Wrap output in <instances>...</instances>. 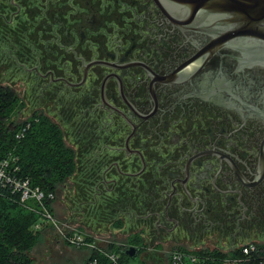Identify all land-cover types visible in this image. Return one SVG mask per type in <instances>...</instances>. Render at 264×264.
Segmentation results:
<instances>
[{"label": "water", "instance_id": "water-1", "mask_svg": "<svg viewBox=\"0 0 264 264\" xmlns=\"http://www.w3.org/2000/svg\"><path fill=\"white\" fill-rule=\"evenodd\" d=\"M118 61L95 56L84 76L67 78L78 109H93L96 141L109 145L106 126L166 140L179 156L153 163L158 232L200 234L224 229L232 242L264 229V0H133L121 4ZM216 206L219 218L206 216ZM130 246L126 254L137 255Z\"/></svg>", "mask_w": 264, "mask_h": 264}, {"label": "flooded vegetation", "instance_id": "flooded-vegetation-1", "mask_svg": "<svg viewBox=\"0 0 264 264\" xmlns=\"http://www.w3.org/2000/svg\"><path fill=\"white\" fill-rule=\"evenodd\" d=\"M11 2L16 7L10 14L11 22L28 19L38 26L31 41L34 64L27 66L21 56L17 61L43 83L34 110L60 117L66 129L80 134L84 149L93 147L94 167L89 170L95 172L97 196L116 197L115 209L127 214L125 220L143 231L147 243H229L224 229L200 234V239L188 230L163 231V240L155 242L150 230L158 232L156 220L150 226L145 216L153 218V204L159 212L164 203L147 195V187L155 190L150 179L155 178L153 163L147 159L167 164V159L180 155L178 143L170 145L166 140L161 154L155 152V137H137L132 150L140 152L128 153L118 147H130V132H115V126H106L108 132H103L109 135V145L96 141L100 126L93 120L90 126L93 109H78L74 99L78 90H87L85 84H67V78L84 76V64L93 63L95 56L118 61L116 46H110V41H118L116 30L126 27L127 12H121V4L133 0H30L31 7L25 6L24 0ZM38 21L46 22L39 26ZM119 197H124L126 204H120ZM206 216L218 220L216 206ZM263 236L264 229H254V234H246V240H238L234 234L231 243L262 241ZM138 254L149 256L142 251Z\"/></svg>", "mask_w": 264, "mask_h": 264}, {"label": "trees", "instance_id": "trees-1", "mask_svg": "<svg viewBox=\"0 0 264 264\" xmlns=\"http://www.w3.org/2000/svg\"><path fill=\"white\" fill-rule=\"evenodd\" d=\"M24 5L31 7L30 0H24ZM15 5L11 0H0V52L4 50L7 54L5 57L11 61L12 65L20 68L17 61H21L27 66H32L35 62V54L31 48L33 34L38 28L37 24L31 20L25 19L18 21L14 19L10 21V14L15 10ZM39 26L46 21H38ZM42 55H46L43 52ZM28 60H32L30 63ZM7 61V60H6ZM29 66V67H30ZM26 70V69H25ZM27 103L12 85V83H0V159L8 154H15L19 157L20 174L30 177L35 185H39L47 193L53 192L54 199H45L50 212L56 216L61 222L69 224L77 222L74 217L67 216L61 218L56 215L55 204L58 199L60 189L66 185L69 178L77 173L84 174V181L81 188L84 190L83 199L78 202L77 214L85 217L90 207L100 212L102 217L103 211L105 215H112L111 208L103 206L111 203L116 206V197L106 196L100 199L94 184L89 182V177L95 181V172L86 168L84 170L86 156L90 148L84 149L80 144L71 145L67 143V132L61 123L56 122L44 112L34 110L26 119L20 116ZM29 125L27 131L22 138H18L17 134L20 130ZM77 134V133H76ZM80 135V134H79ZM77 134V138L80 136ZM81 140V139H80ZM85 150V151H84ZM85 157V159H84ZM89 160V158H88ZM82 164V168H81ZM88 169V170H87ZM83 185V186H82ZM93 187V189H89ZM91 196V197H90ZM124 200V201H123ZM120 204H126L124 197H119ZM32 205L41 210L38 203L31 202ZM101 208H100V207ZM109 211V212H108ZM116 216V224L114 227L121 228L126 220L124 213L118 212ZM112 219L111 216L108 217ZM40 223L41 227L36 225ZM79 231L85 232L82 226L76 227ZM136 231V232H135ZM131 232L122 242L138 248V252L145 250L148 244L142 237V230ZM53 234V237L66 246H71L87 251V258L83 264H90L91 261L97 259V264H112L111 261L98 250L86 247H77L61 238L55 228L41 213L25 207L23 204L10 200L6 195H0V264H33L31 256L34 248L43 237ZM91 240V237H89ZM108 250H117L115 244L106 246ZM176 247V246H174ZM127 255L122 251L123 262L127 263ZM153 259L155 263H162L163 259L154 254L145 257L146 264Z\"/></svg>", "mask_w": 264, "mask_h": 264}, {"label": "rangeland", "instance_id": "rangeland-1", "mask_svg": "<svg viewBox=\"0 0 264 264\" xmlns=\"http://www.w3.org/2000/svg\"><path fill=\"white\" fill-rule=\"evenodd\" d=\"M6 53L4 52V50H1L0 52V83H12V85L22 95L27 105L22 111V116L20 117L26 119L28 116H30V114H32L36 107V102L40 93L39 90L43 83L42 81H40L39 77L34 71L31 72L30 70H25L22 67L19 68L15 65H12L11 61L5 57L7 55ZM28 61L32 63V60ZM50 117L53 120L56 119V122L61 120L60 117L57 118L53 114ZM62 126L67 132V143L71 145L73 144L75 146H77L76 143L80 144V139L77 138V134L66 129L64 124H62ZM89 148L90 151L88 153H84V156H88L87 159H85L84 157L85 164H83V166L85 171L86 168H88L87 165H89L90 168L94 167L93 160L95 157V150L93 149V147ZM89 179V182L91 181L90 183L95 182L94 180H92V177H89ZM83 181L84 174L79 175L77 173L76 175L68 179L66 185L61 187L58 199L55 204L56 215L61 218H65L67 216L69 218L70 216L74 217L77 222L71 223L73 226H82V228L85 229L84 233L88 234L89 236H95L96 238H98V241L100 243H103L104 245H107L109 242L128 244L127 242L122 241L126 239V236L128 237L131 232L139 230L138 226H133L129 219H126L125 224L121 228L114 227L116 224V216H118L119 211L116 210V206L111 205V203L104 205L103 201L102 205L106 207H108L109 205V207L111 208V212H108L112 215H105L106 213L103 211L101 217L100 212L94 210L95 207H90L89 212L85 217L77 214L78 202L79 200L83 199L84 196V190L81 188V184ZM89 189H93V187H89ZM110 216L112 219L108 218ZM262 241L264 244V238L262 239ZM200 243L203 242H190L187 244L181 243L176 245L149 242L145 245L147 247H145V250H142V253H149L148 251L152 246H155V248L157 249H173L174 246H195ZM150 254L153 253L150 252ZM31 256L33 257V264H83V261L85 262L87 258V251H85L84 249L66 246L61 242H58V240L53 237V234H48L47 236H45V238L43 237L42 239H40ZM149 262H153V259H150ZM127 264H146L145 257H143V254H137L134 257L128 256Z\"/></svg>", "mask_w": 264, "mask_h": 264}, {"label": "built area", "instance_id": "built-area-1", "mask_svg": "<svg viewBox=\"0 0 264 264\" xmlns=\"http://www.w3.org/2000/svg\"><path fill=\"white\" fill-rule=\"evenodd\" d=\"M29 125L24 126L17 134L22 138ZM19 157L15 154H8L0 159V195H6L10 200L23 204L25 207L38 211L55 228L61 238L77 247H86L98 250L105 255L112 264H127L121 260L122 251L132 245L126 243L109 242L120 247L117 250H108L107 245L100 243L95 236L79 231L76 226L68 222L61 223L54 216L47 205L45 199H54L53 192L47 193L39 185H35L30 177L20 174ZM38 203L41 210H37L31 202ZM37 228L41 224L36 225ZM91 237V240L89 239ZM163 259L160 264H264V244L263 241L250 240L239 243H200L195 246H177L173 249H157L152 246L148 251ZM138 254V252H137ZM128 255V254H127ZM90 264H97V259ZM148 264H158L149 262Z\"/></svg>", "mask_w": 264, "mask_h": 264}]
</instances>
